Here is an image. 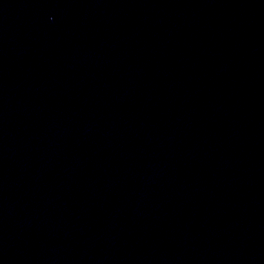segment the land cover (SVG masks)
I'll return each mask as SVG.
<instances>
[{
	"label": "water",
	"instance_id": "water-1",
	"mask_svg": "<svg viewBox=\"0 0 264 264\" xmlns=\"http://www.w3.org/2000/svg\"><path fill=\"white\" fill-rule=\"evenodd\" d=\"M0 264H264V0H0Z\"/></svg>",
	"mask_w": 264,
	"mask_h": 264
}]
</instances>
